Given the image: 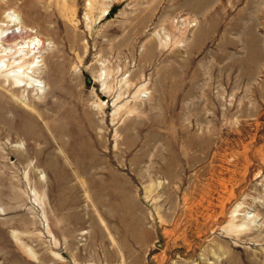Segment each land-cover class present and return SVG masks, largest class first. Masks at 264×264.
<instances>
[{
	"label": "rangeland",
	"instance_id": "obj_1",
	"mask_svg": "<svg viewBox=\"0 0 264 264\" xmlns=\"http://www.w3.org/2000/svg\"><path fill=\"white\" fill-rule=\"evenodd\" d=\"M7 14L41 46V88L0 74V127L34 131L29 100L69 79L90 131L0 133V264H264V0H0ZM92 154L113 174L89 175Z\"/></svg>",
	"mask_w": 264,
	"mask_h": 264
},
{
	"label": "bare ground",
	"instance_id": "obj_2",
	"mask_svg": "<svg viewBox=\"0 0 264 264\" xmlns=\"http://www.w3.org/2000/svg\"><path fill=\"white\" fill-rule=\"evenodd\" d=\"M3 22L5 24H0V74L2 78L14 83H16L18 79H20L21 81L26 80L27 82L22 85H14V87L18 89H20L21 86H25L26 88L35 87L37 90H40L38 88L41 87L36 83L34 84L33 82V80L36 79L35 75L33 74L37 73V70L39 68V65L37 64L35 59L36 56L40 53L41 46L37 44L32 46L31 44L33 40L28 41V39H30L32 35L31 32H29V30L23 25L16 23V21L10 15L7 14L4 17ZM18 25H20V31H9L11 28L17 27ZM22 68V74L17 72ZM11 71L14 73L10 74ZM28 71H32L33 74ZM25 73L29 74L31 77L29 78L28 76H23ZM1 80L2 79L0 78V81ZM66 80L68 82L67 91L63 92L62 90L57 89L56 93L58 94H56L55 98L49 97V91L43 90L38 100H36L35 102L34 99L29 100V103L33 107H44L39 111L36 110L35 117L31 115L35 124L37 125L34 131L27 132L21 128H19L18 130H14L12 128L7 129V126L4 124L2 127H0V133L4 134L5 130L7 129L8 134L12 140L19 138L27 141L31 138H37L39 140L43 137L41 133L42 129L40 128V121L46 120L50 123H47L46 126L53 127L52 117H56L60 124H68V128L58 127V129L54 132L55 134L53 133L57 139L62 138L61 135L63 134H70L72 138H74L76 136V129L79 126L84 127L85 130L90 131V124L87 117V108L85 107L86 105L83 103L82 98L78 96L75 90L72 88L71 81L69 79ZM100 103L101 104L99 106L104 105V102ZM67 104H73L74 107L78 109V113H63V110ZM24 114L27 115V113ZM2 119H5V123H7L8 125L13 123L9 120V116H6L4 113L2 114ZM18 122L19 121L15 123ZM19 125H22L21 121L19 122ZM17 152H20V150H18ZM77 156L82 157L83 155L77 154ZM91 156L93 159L90 158L89 160H86L85 165V169L89 173V175L95 176L97 174H100L101 176H105L109 173L113 174V169L102 168L104 165L103 163L106 164V161H104L102 157L93 154ZM83 159L86 158L83 157ZM82 160L80 161V163H82ZM113 167L116 168L115 164Z\"/></svg>",
	"mask_w": 264,
	"mask_h": 264
},
{
	"label": "water",
	"instance_id": "obj_3",
	"mask_svg": "<svg viewBox=\"0 0 264 264\" xmlns=\"http://www.w3.org/2000/svg\"><path fill=\"white\" fill-rule=\"evenodd\" d=\"M86 82L88 83V84H90L91 83V80H90V78H86Z\"/></svg>",
	"mask_w": 264,
	"mask_h": 264
}]
</instances>
